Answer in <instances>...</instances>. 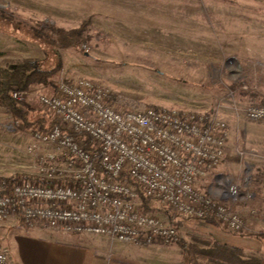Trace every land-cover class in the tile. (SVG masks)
Returning a JSON list of instances; mask_svg holds the SVG:
<instances>
[{"label":"rangeland","instance_id":"1","mask_svg":"<svg viewBox=\"0 0 264 264\" xmlns=\"http://www.w3.org/2000/svg\"><path fill=\"white\" fill-rule=\"evenodd\" d=\"M212 1L178 0L177 7L179 11L182 7L186 11L212 12L214 5L220 10L233 12L240 18L232 20L224 16L225 26L233 29V21L236 25L259 28L262 34L236 36L256 38L258 42L254 44L251 40L247 45L242 42L241 46L250 49L227 55L221 51H209L200 43L179 41L176 50L169 51L165 45L146 44L143 40L151 37L138 36L136 28L123 25L120 17L105 18L104 3H100L103 6L98 12L93 7L97 3L92 0H0V51L4 52L0 64L31 58L38 60L43 68H49L60 58V69L49 79L52 85H46L49 89L39 94L53 92L59 80L73 82L87 78L108 88L112 99L122 107L175 108L204 112L224 120L228 129L224 158L210 178L201 181L200 187L215 196L223 186L216 185L213 176L240 183L242 195L248 193L250 197L225 202L242 216L245 227L244 215L234 208L235 204L242 203L250 214L257 213V210V215L264 214V119L249 120L244 112L247 106L260 104L264 98L251 99V95L232 91L230 85L242 84L241 88L247 89L259 79V84L254 82V90L264 95V0ZM120 4L116 5L118 9ZM87 19L89 23L76 47L54 49L37 35L44 25L71 29ZM191 21L198 27L200 23H214L209 18L190 20L178 17V28ZM177 36L178 39L190 37ZM39 94L28 103L34 108L29 116L32 120L40 116L50 122L52 117L39 104ZM32 141L29 133L15 129L9 112L0 106V177L29 172L32 161L27 147ZM38 147L41 151L49 149L50 144H39ZM153 211L163 217L168 213L166 208ZM181 220L177 240L170 243L179 240L189 243L194 236H205L202 235L204 232L213 235V230H207L209 219ZM216 224L226 232L238 233L227 230L219 222ZM34 235L36 231L14 215L0 221V245L6 248L10 263L42 264L38 252L33 250ZM176 246L179 245H173ZM114 248L117 254L130 258L150 252L147 247L123 242L116 243ZM182 257L185 263L183 254Z\"/></svg>","mask_w":264,"mask_h":264},{"label":"built area","instance_id":"2","mask_svg":"<svg viewBox=\"0 0 264 264\" xmlns=\"http://www.w3.org/2000/svg\"><path fill=\"white\" fill-rule=\"evenodd\" d=\"M11 96L21 100L25 92ZM38 101L52 119L46 131L31 135L29 172L9 188L0 179V221L12 213L29 226L107 235L126 244L176 241L178 228L167 216L142 210L141 192L178 217L243 229L242 216L225 202L250 197L242 195L240 183L213 176L223 186L215 196L200 187L224 158V120L175 108L122 107L108 88L87 78L59 80ZM244 113L264 119V101ZM39 144L50 148L40 151ZM0 264H12L1 245Z\"/></svg>","mask_w":264,"mask_h":264},{"label":"crops","instance_id":"3","mask_svg":"<svg viewBox=\"0 0 264 264\" xmlns=\"http://www.w3.org/2000/svg\"><path fill=\"white\" fill-rule=\"evenodd\" d=\"M92 1L97 3L94 4L93 7L97 9L98 12L103 6L100 3H104L105 6L103 9L105 11V18L109 16L113 19L120 17L124 21L123 25H126L128 28H136V34L138 36L148 35V37H151V39L147 38L143 40L146 44H152L154 46L157 44L165 45V49L169 51H175L179 41L185 43L191 42L192 44L200 43L206 45L205 49L209 51H221L224 55L233 54L236 51L240 52L250 49V47L246 48L241 46L240 44L242 42H246L243 43L244 45H247L251 40L254 44L258 42L256 38L253 40V38L249 37L238 38L236 36H255L257 34H262V30H259V28L236 25L233 21L231 22L233 29H229L225 26L222 18L225 16L228 19L238 20L240 18L239 15H235L233 12L220 10L214 5L212 12H205L193 10L186 11V9L184 8V10L182 7H180L182 11H179L177 7L178 0ZM182 1L188 2L189 0ZM118 2L121 3L120 9L116 7ZM95 6H97V8ZM178 12H180L179 15ZM178 17L190 20L209 18L212 19L214 23L209 22V24L212 23V25H209L208 22L206 25L205 23H200L198 27L197 23L191 21L188 22L187 26L178 28ZM177 35H188L190 37L178 39ZM138 42H140V38ZM244 56L247 55L245 54ZM254 82L255 85H257L261 80H254ZM254 82L251 89L256 93L251 95L250 98L263 99V93L254 90L256 89ZM32 87L33 88L29 89L25 94V101L27 104L41 91L49 89L47 86L43 85ZM234 208L244 215L245 227L242 231L238 233L226 232L216 224L217 222L209 219L211 222L207 224V226L210 225L209 228L207 227V230H213V235L207 232H204V234L202 233V235L214 238L220 242L240 246L247 256L254 255L263 258L264 238H257L255 236L256 234H264V214L257 215L258 210L257 213L250 214L249 209L245 210V206H243L242 203L235 204ZM12 215L14 214H9V216ZM182 218L184 217H179L178 219L181 220ZM15 223L16 222H14V224ZM31 228L36 231V236L34 235L36 238L35 245L34 248H32L38 252L42 264H184L180 247H173L176 243L164 244L160 241H156L151 245L134 244L139 247H147V250H150V254L147 252L148 254L145 255L142 252V256L138 255L137 257L130 258L116 253L114 248L115 244L121 242L111 236L87 233H64L57 229H44L39 223L31 226ZM219 231H224V233H220ZM161 254L165 257H160L162 256Z\"/></svg>","mask_w":264,"mask_h":264},{"label":"trees","instance_id":"4","mask_svg":"<svg viewBox=\"0 0 264 264\" xmlns=\"http://www.w3.org/2000/svg\"><path fill=\"white\" fill-rule=\"evenodd\" d=\"M88 20L89 19L82 22L80 26L71 29L56 27L52 24L44 25L43 28H40L37 32V35L54 49L76 47L83 38L85 26L89 23ZM3 53V51H0V56H2ZM39 63L38 60L26 58L12 63L4 62V64H0V106L9 112L15 129L26 131L31 135L38 128L43 132L46 131L49 122H47V119L40 116L32 120L29 113L34 108L29 106L24 99L15 100L12 98L11 92L13 90L25 92L32 86L52 85L49 79L60 69V58L56 65L49 68H43ZM241 85L231 84L230 89H232V91L238 90L239 93L245 95H254L256 93L252 91L250 86H248L247 89H243ZM82 145L90 149V143L87 138H84ZM94 163L95 167L99 168L96 159ZM17 176L18 175H10L7 177H0V179H4L9 188L16 180ZM140 198L142 210L144 211H158L166 208L162 206L163 204L160 201L147 198L141 192ZM157 203L162 207H160V205L157 206ZM166 211L168 212L166 215L170 222L178 228L181 223L178 216L167 210V208ZM256 237L264 238V234H257ZM176 243L179 245L184 256V264H264V257L260 258L254 255L247 256L242 247L220 242L211 237L194 236L189 243L183 240H179Z\"/></svg>","mask_w":264,"mask_h":264}]
</instances>
